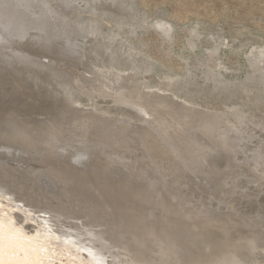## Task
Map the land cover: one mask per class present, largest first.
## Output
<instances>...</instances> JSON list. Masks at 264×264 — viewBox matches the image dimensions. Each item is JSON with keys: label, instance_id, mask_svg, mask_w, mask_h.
<instances>
[{"label": "rangeland", "instance_id": "obj_1", "mask_svg": "<svg viewBox=\"0 0 264 264\" xmlns=\"http://www.w3.org/2000/svg\"><path fill=\"white\" fill-rule=\"evenodd\" d=\"M121 1L132 19L102 31L118 33L147 68L121 72L120 93L146 109L150 129L59 100L54 72L64 70L80 86L91 76L83 37L55 22L0 21V147L12 157L5 173L0 164V264H192L198 245L227 250L239 228L250 234L259 223L247 209L233 220L208 208L234 176L249 194L264 196V157L220 137L212 115L144 83L209 88L211 73L230 85L250 75L264 83V0ZM77 130L89 149L79 166L62 151ZM118 150L130 157L123 170L112 161Z\"/></svg>", "mask_w": 264, "mask_h": 264}, {"label": "bare ground", "instance_id": "obj_2", "mask_svg": "<svg viewBox=\"0 0 264 264\" xmlns=\"http://www.w3.org/2000/svg\"><path fill=\"white\" fill-rule=\"evenodd\" d=\"M79 1L85 4L84 9L78 7ZM131 19L129 8L121 0H0L1 22L17 25L21 22L36 25L55 22V25L65 28L73 35H80L88 41L86 50L91 76L82 82L83 86H80L76 80H71L64 70H58L52 75L53 91L57 93V97L64 102L65 106L76 110L78 105L83 104L88 107L87 112L92 117L119 122L124 127L126 125L135 128L145 126L150 129L152 123L146 117V109L141 105L130 104L134 102L128 103L123 99L124 95L120 93L124 78L121 72L138 71V69L144 72L147 68L134 56L132 57L131 53H127L128 50H124L125 45L118 40V33L105 35L102 31L106 24L120 28L128 24ZM155 27L166 32L160 22H157ZM120 39L123 38L120 37ZM30 53L29 55L33 54V52ZM257 59L258 57L255 61ZM254 70L257 72L259 69L256 66ZM211 80L212 85L209 88L187 82L188 80L179 82L167 79L154 84L146 82L144 87H156V92L167 91L171 94L170 96L180 97L187 104H182L184 108L207 112L219 122L216 129L220 137L236 139L242 151L264 157V83L262 79L250 75L242 82L230 85L220 83L211 73ZM143 94L146 95V93ZM79 133L78 130L75 131L73 142H69L62 149L64 153H69L74 165L77 166L82 162L81 160H84L89 150L81 146ZM0 154V164H5L1 172L5 173L12 157L1 147ZM112 161L116 168L123 170L128 166L130 157L127 153L118 150L112 152ZM40 178L39 182L48 190L47 192L54 191V188L48 185L49 182H45L43 177ZM238 178L234 176L227 193L210 204L208 212L213 216L229 217L234 220L247 209L254 214L259 222L258 225L250 234L239 228L237 232L241 233L240 238L231 241V245L228 243L227 250L210 244L211 247L206 246V249L205 244L198 245V258L188 262L192 264H264V231L262 230L264 225L260 224L262 220L260 216L264 214V196L249 194V189ZM250 197H254L253 200Z\"/></svg>", "mask_w": 264, "mask_h": 264}, {"label": "snow or ice", "instance_id": "obj_3", "mask_svg": "<svg viewBox=\"0 0 264 264\" xmlns=\"http://www.w3.org/2000/svg\"><path fill=\"white\" fill-rule=\"evenodd\" d=\"M3 215V208L0 206V216ZM3 239H4V234H3V226L2 223H0V262L3 261Z\"/></svg>", "mask_w": 264, "mask_h": 264}]
</instances>
